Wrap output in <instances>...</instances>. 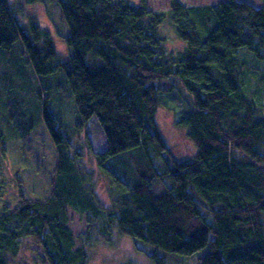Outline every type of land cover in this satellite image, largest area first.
Returning <instances> with one entry per match:
<instances>
[{"label": "trees", "instance_id": "1", "mask_svg": "<svg viewBox=\"0 0 264 264\" xmlns=\"http://www.w3.org/2000/svg\"><path fill=\"white\" fill-rule=\"evenodd\" d=\"M261 1L257 8L242 0L198 7L172 0L169 13L158 14L145 1L57 0L69 29L62 61L50 32L36 22L22 26L11 0H0V47L21 40L39 78L63 74L81 126L96 117L109 142L96 160L114 189L111 207L100 205L92 173L86 177L71 159L69 135L45 108L61 176L48 199L21 192L20 204L0 208V264H11L26 239L42 247L48 264H91L97 226L105 238H130L154 264H166L159 251L201 252L199 264H264ZM168 17L188 44L186 58L164 47L160 27ZM242 48L263 64L241 58ZM172 78L193 97L178 121L196 149L190 160L174 157L156 122L159 81ZM2 190L0 179V200ZM68 207L90 225L79 247Z\"/></svg>", "mask_w": 264, "mask_h": 264}, {"label": "rangeland", "instance_id": "2", "mask_svg": "<svg viewBox=\"0 0 264 264\" xmlns=\"http://www.w3.org/2000/svg\"><path fill=\"white\" fill-rule=\"evenodd\" d=\"M120 2L121 0H113ZM132 4L145 1L152 12L168 14L172 0H129ZM186 7L214 5L225 0H179ZM259 8L261 0H242ZM12 7L22 26L29 28L32 20H36L41 28L50 32L54 38L59 59H69V49L63 37L69 29L60 11L57 0H11ZM160 35L164 39V47L180 59L187 57V42L181 40L170 17L160 27ZM73 57V51H70ZM250 55L255 63L263 64L242 48L239 55ZM162 89L161 106L156 114L158 128L165 141L171 147L178 160L193 159L196 149L188 139L186 129L178 125L179 119L187 116L193 108V97L183 88L178 78L159 81ZM192 106L188 108L189 100ZM264 102V101H263ZM47 108L58 125L70 137L72 146L70 157L86 177L92 173L93 185L98 195L99 204L111 207L113 185L99 167L96 155H102L109 149V142L94 117L86 127L80 123V115L74 96L66 87L65 77L61 72L39 78L23 52L22 41L19 40L10 50L0 47V179L3 183V195L0 208L4 204L17 206L20 204V193L30 199H48L54 194L53 181L61 176L60 158L52 134L46 123L44 113ZM122 168V165H120ZM90 183H87L89 185ZM159 192V189L157 188ZM166 189L163 188V192ZM69 227L77 237L89 229L86 217L68 207ZM95 226L96 223H95ZM93 245L89 248L92 255L91 264H154L151 259L139 252L134 241L122 238L114 233L112 238L102 236L98 226ZM207 253V251H203ZM201 252L193 256L182 257L166 254V264H199ZM11 264H48L43 249L31 239L24 240L22 250Z\"/></svg>", "mask_w": 264, "mask_h": 264}, {"label": "bare ground", "instance_id": "3", "mask_svg": "<svg viewBox=\"0 0 264 264\" xmlns=\"http://www.w3.org/2000/svg\"><path fill=\"white\" fill-rule=\"evenodd\" d=\"M20 22V21H19ZM32 22H36L37 23V21L34 19V20H32ZM21 24V23H20ZM39 24V23H38ZM22 25V24H21ZM39 26H40V24H39ZM41 27V26H40ZM43 29V28H42ZM44 30V29H43Z\"/></svg>", "mask_w": 264, "mask_h": 264}]
</instances>
